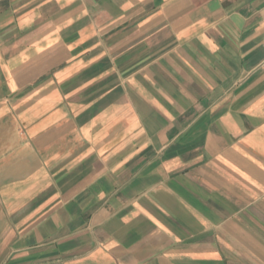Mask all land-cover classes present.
<instances>
[{
  "label": "crops",
  "instance_id": "0c3cea01",
  "mask_svg": "<svg viewBox=\"0 0 264 264\" xmlns=\"http://www.w3.org/2000/svg\"><path fill=\"white\" fill-rule=\"evenodd\" d=\"M0 264H264V0H0Z\"/></svg>",
  "mask_w": 264,
  "mask_h": 264
}]
</instances>
